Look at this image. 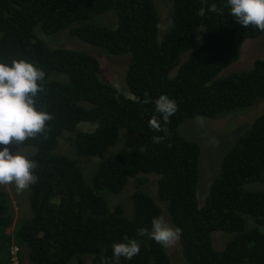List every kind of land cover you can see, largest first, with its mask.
<instances>
[{"label": "trees", "instance_id": "obj_1", "mask_svg": "<svg viewBox=\"0 0 264 264\" xmlns=\"http://www.w3.org/2000/svg\"><path fill=\"white\" fill-rule=\"evenodd\" d=\"M213 2L217 12L208 10ZM100 15H112V23L97 24ZM170 19L162 30L155 0H0V60L23 58L45 71L38 103L53 116L46 138L38 134L21 145L33 147L29 155L39 165L29 187L31 219L14 223L10 196L0 191V264H16L14 246L19 264L22 247L32 264H83L88 254L95 264H116L113 244L131 239L140 253L120 258L128 264H173L167 247L139 234L164 213L182 229L186 264H264V191L251 188L264 184V112L248 129L227 135L234 142L221 149L193 128L264 100V53L248 70L222 73L264 31L237 24L226 0H171ZM63 35L111 57L129 55L131 97L101 77L94 55L62 48ZM162 94L178 105L166 124L155 111ZM154 116L166 131L149 126ZM126 133L137 144L125 143ZM154 136L163 139L154 143ZM61 140L75 158L57 152ZM82 160H96L95 170L85 172ZM152 174L157 200L137 188L129 206H111L109 197L122 194L130 180L145 176L141 187ZM215 232L231 235L221 249Z\"/></svg>", "mask_w": 264, "mask_h": 264}, {"label": "clouds", "instance_id": "obj_2", "mask_svg": "<svg viewBox=\"0 0 264 264\" xmlns=\"http://www.w3.org/2000/svg\"><path fill=\"white\" fill-rule=\"evenodd\" d=\"M226 6L237 24L246 28L252 25L264 31V0H226ZM208 10L217 12V4L211 3ZM127 56L130 60V56ZM45 76L42 68L26 59L12 60L11 63L0 60V146H3L0 147V185L13 184L18 192L37 183L36 169L39 165L37 160L21 148L12 151L8 146H21L27 139L38 134H45L46 138V122L52 120L53 116L40 108L38 103V93L43 91ZM154 103L155 111L165 124L178 111L177 102L166 94L160 95ZM149 126L157 132L166 131L155 116L150 119ZM152 139L154 143H160L163 137L154 136ZM139 234H147L162 247H168L179 241L182 229L170 225L163 216H159L152 219L151 231L141 229ZM14 247L19 252V248ZM139 253L140 244L134 239L117 242L112 246L116 264L122 260H132ZM86 256L88 260H83V264H95L91 255ZM16 264H19L18 260Z\"/></svg>", "mask_w": 264, "mask_h": 264}, {"label": "rangeland", "instance_id": "obj_3", "mask_svg": "<svg viewBox=\"0 0 264 264\" xmlns=\"http://www.w3.org/2000/svg\"><path fill=\"white\" fill-rule=\"evenodd\" d=\"M160 18H161V29L165 30L166 27H168L171 24L170 19V11H171V0H155ZM95 22L102 26H108L107 24L112 23V15L111 16H105L100 15L96 18ZM57 36V35H56ZM53 37L50 36L45 38V41L47 43L52 44L54 47H58L59 44H53ZM61 47L67 48V49H73L77 51H85L87 53H90L94 55L101 64V77L111 85H114L119 93H122L125 96L130 97L129 89L127 88L126 82H125V73L128 67L129 63V57L123 56V57H111L104 53V50H100L99 48L92 47L91 44H88L79 38H73L70 36V38H66L65 35L61 36ZM264 53V35L261 36L259 39L251 40L248 39L242 48L241 56L239 61L236 63L229 65L227 68H225L222 73L228 74L231 72H240L250 69L253 62L262 54ZM221 73V74H222ZM220 74V75H221ZM264 112V100H261L258 102L254 107L243 111V112H233L230 113L228 116H221L219 119H201L194 123V131L197 134V131H200V134L197 135L198 138L201 140L205 137L211 136L208 143L205 141V144L213 147L217 146L219 143V148L223 146L229 147L233 142V138L231 136H227L231 134L232 132L236 133L242 130L248 129L249 125L253 122V120L258 117L261 113ZM198 119V118H197ZM86 129L89 128V126H84ZM225 129H228L229 131H225ZM223 137V138H221ZM125 143H133L137 144L138 138L136 136H131L130 134L126 133V136L124 137ZM122 146H125L122 144ZM3 147V146H0ZM8 147L11 148L12 151H17L19 148L21 150L25 151L26 153H31L33 151V147H22V146H16V145H9ZM58 153H64L68 156L75 158L74 153L72 152L71 148L68 146L67 142L65 140H61L58 150ZM33 154V153H32ZM31 154V155H32ZM208 158V157H207ZM209 159V158H208ZM217 163V159H213ZM82 166L85 170V172L94 171L96 168V160H82ZM210 167V166H209ZM209 167L206 162H204V169L203 172L205 174H208ZM87 175V174H86ZM86 180L90 179V176H86ZM205 176V175H204ZM142 178H145V176H140L137 179L130 180L128 186L125 188V191L118 195V196H110L109 202L111 206H115V204H121V205H128L130 204V196L131 194L137 189L140 188L144 191H146L149 195L154 197L156 200L158 199L157 196V180L158 176L149 175L146 176L148 181L141 185V187L138 186V180H141ZM204 178V177H203ZM204 182L200 186V195L198 192V197L200 204L205 203V196L207 194L206 186L204 187ZM251 188L253 190H263L264 191V184H255L252 185ZM2 189V193H4L7 196H10L12 208L14 211V217L15 221L14 223H17L19 219L29 220L30 217H32L33 212L30 205L29 200V188L23 191L18 192L13 184L8 185H0V191ZM163 217L167 220V222L171 224L169 221V218L166 213H164ZM31 219V218H30ZM228 233L224 232H215L213 234V240L215 242L216 248L221 249L223 245L226 244V242L231 238V235H227ZM14 243V241H12ZM226 246V245H225ZM224 246V247H225ZM223 247V248H224ZM168 252L172 258V261L174 264H186V261H184L182 257L181 247L179 244V241H176L171 246L167 247ZM28 249L26 247H22V253L24 258V264H32L28 258ZM21 251V248H20ZM12 260H17L18 258V251H16L15 247L12 249ZM16 254V256H15ZM88 260V256L84 257V261ZM79 262L78 259L71 262V264H77ZM118 264H128L126 260L120 261Z\"/></svg>", "mask_w": 264, "mask_h": 264}, {"label": "built area", "instance_id": "obj_4", "mask_svg": "<svg viewBox=\"0 0 264 264\" xmlns=\"http://www.w3.org/2000/svg\"><path fill=\"white\" fill-rule=\"evenodd\" d=\"M16 262V260H14Z\"/></svg>", "mask_w": 264, "mask_h": 264}]
</instances>
